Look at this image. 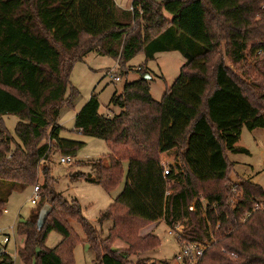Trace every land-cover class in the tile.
I'll return each instance as SVG.
<instances>
[{"label": "trees", "instance_id": "16d2710c", "mask_svg": "<svg viewBox=\"0 0 264 264\" xmlns=\"http://www.w3.org/2000/svg\"><path fill=\"white\" fill-rule=\"evenodd\" d=\"M263 4L132 0V10L126 11L113 0H0V216L15 188L34 186L39 173V196L41 201L49 199L51 208L43 228L37 229L38 215L17 225V234L24 237L17 252L21 264H72L70 250L77 239L67 219L84 231L96 253L94 264H132L131 255L160 245L157 236L137 237L140 228L160 220L172 226L186 218L189 223L177 238L180 245L200 242L207 236V223L217 229L216 242L198 264H264V210L259 207L264 205V191L251 182L236 184L241 196L233 209L226 206L232 170L227 154L238 151L234 145L243 128L264 129V94L255 95V86L244 76L246 56L264 55V22L259 28L252 23ZM251 27L260 30L253 43ZM168 52H178L184 62L159 102L140 79L111 98L117 115H100L93 95L75 117L74 128L83 136L131 152L125 186L99 217L100 225L112 223L100 241L77 201L62 199L53 190L47 165L40 168L49 159L50 144L63 157L83 146L61 139L57 124L61 110L73 108L79 96L70 86L73 67L90 53L116 60L123 70L138 54L147 62ZM138 71L145 75L142 68ZM4 116L18 118L16 140L2 125ZM170 151L178 162L165 176L160 156ZM107 162L93 163L94 179H72L95 182L109 193L124 178V169L122 160L112 155ZM201 195L207 205L204 218L198 219L200 200L195 213L188 207ZM60 213L64 220L56 217ZM51 232L62 242L48 249L45 242ZM116 240L126 249L113 250ZM219 247L234 254L236 262H229ZM0 264L14 262L5 255Z\"/></svg>", "mask_w": 264, "mask_h": 264}, {"label": "rangeland", "instance_id": "374dc122", "mask_svg": "<svg viewBox=\"0 0 264 264\" xmlns=\"http://www.w3.org/2000/svg\"><path fill=\"white\" fill-rule=\"evenodd\" d=\"M114 2L122 10L130 11L131 9L132 0H114ZM261 14H264V4L259 6V12L252 19V23L256 24L257 28L264 22V15ZM165 16L170 19L168 15ZM250 30L253 43L256 41V35L260 30L254 27H251ZM250 45L251 43L248 46ZM183 62V57L178 52L156 54L153 60L147 62L142 54H138L126 65L125 69L121 70L118 68L116 60L97 55L96 53H90L85 56L82 62L76 63L73 67L69 80L70 86L78 91L79 96L74 102L73 108L61 110L57 124L62 128L60 133L61 139L83 143V146L77 149L74 155H70L72 162L61 163L60 159L64 154L55 150V146L50 144L52 148L49 159L46 163L42 162L40 168L47 165L49 176L54 180L53 190L60 194L62 199L67 203H71L73 200L77 201L80 206L81 216L95 228L100 241L106 238L112 223L111 221H106L100 225L98 221L99 217L114 203L125 186L127 158L131 152L124 148H111L104 141L83 136L74 128L75 117L93 95L97 97L99 102L100 115L106 117L117 115L119 109L110 104L111 98L115 94L119 95L126 84L140 79L147 81L151 98L159 102L166 89L170 88L178 78ZM226 62L231 66L228 61ZM139 68H142V71L145 72L143 77H141V72L138 71ZM244 72V76L248 78L247 80L252 82L253 87L255 86L254 94L262 96L264 94V55L262 54L258 58L246 56L244 60ZM113 75H116L119 81H115ZM68 94L69 90L66 96ZM1 121L7 133L16 140L15 128L19 121L18 118L16 116H4ZM234 148L238 151L227 154L228 160L232 164L227 187L232 183L240 184L247 181L258 185L264 191V129L248 131L246 128H243ZM166 154L169 166L167 164L164 165L167 167L172 166L173 168L178 162L176 153L175 151H170ZM110 155L118 160H122L124 169V178L111 192L107 193L95 182H89L80 177L72 179V176L77 175L94 179L97 175V170L93 163L102 160L104 164L108 165L107 160ZM162 155L160 156L161 160ZM42 183L43 175L39 173L38 181L34 186L40 187ZM34 186L24 188L17 186L4 206V210L7 213L2 212L0 216V230L2 234L11 236L10 243L5 246L2 243L3 236L0 235V250L1 247H5V253L11 257L14 264H21L17 257V252L24 243V237L17 234V225L38 215L44 205L49 206V199L46 198L41 201L40 196L36 199V205L30 204ZM206 189L207 191L210 190V188ZM196 200H200L198 219L204 218L202 215L205 214L207 203L202 195L194 199L189 204L188 209L192 213L197 211ZM259 207L264 210V205ZM56 217L64 220L62 213ZM180 222L183 225L184 232L189 223V218H186V221L182 220ZM67 223L73 233V237L77 239L70 250L72 264H94L96 253L86 243L84 231L77 222L71 219H67ZM187 230L189 231L190 229ZM169 231L170 226H167L163 220L140 228L137 232V237L157 236L160 245L154 250L131 255L129 261L132 264L136 262H145V264H179L176 261V257L180 252V244L175 235H169ZM216 231V227L212 228L207 223V236H203V239L196 243H207L208 245L215 243L217 239ZM197 240L199 241L200 238ZM61 242L62 237L55 232H51L47 236L45 247L53 249ZM224 243L226 244L227 242L225 241ZM112 249H126V245L124 242L116 240L112 245ZM217 251L229 262H236L237 258L234 254L220 247Z\"/></svg>", "mask_w": 264, "mask_h": 264}, {"label": "built area", "instance_id": "2783aa9c", "mask_svg": "<svg viewBox=\"0 0 264 264\" xmlns=\"http://www.w3.org/2000/svg\"><path fill=\"white\" fill-rule=\"evenodd\" d=\"M132 8L130 9V11ZM115 81H119V78L116 75H113ZM61 163H70L72 162L70 157H62L60 159ZM162 165V164H161ZM163 168V174L166 176L169 173V167L162 165ZM39 196V187L34 186L33 188V197L30 199L31 205H36V199ZM241 196V193L239 192L237 185L232 183L228 186V194L226 197V206L233 209L235 205L237 204V201L239 197ZM254 209H258V206H255ZM4 213H7L6 210H3ZM182 221V220H181ZM186 221V219L184 220ZM169 235H175L177 238L180 237L183 234V225L180 221L175 222L172 226H170V231L168 232ZM0 235L3 236L2 243L3 245H7L10 243L11 236L10 235H4L2 234L0 230ZM209 245L207 243L205 244H199V243H183L180 245V252L178 256L176 257V261H178L179 264H198L200 259L202 258L204 252L206 251V248ZM9 256L5 253V247H1L0 250V257L3 256ZM10 257V256H9Z\"/></svg>", "mask_w": 264, "mask_h": 264}, {"label": "water", "instance_id": "95a60500", "mask_svg": "<svg viewBox=\"0 0 264 264\" xmlns=\"http://www.w3.org/2000/svg\"><path fill=\"white\" fill-rule=\"evenodd\" d=\"M145 79H147V78H145ZM50 211H51V208H50V206H48V205H44V206L40 209V211H39V213H38L37 223H36V225H37V229H41V228H43V226H44V224H45V221H46V219H47V217H48Z\"/></svg>", "mask_w": 264, "mask_h": 264}, {"label": "crops", "instance_id": "0c3cea01", "mask_svg": "<svg viewBox=\"0 0 264 264\" xmlns=\"http://www.w3.org/2000/svg\"><path fill=\"white\" fill-rule=\"evenodd\" d=\"M114 1V0H113ZM116 4V3H115ZM131 4H132V2H131ZM117 5V4H116ZM131 6V5H130ZM118 8H120L119 6H117ZM167 160H168V157H167V154L165 153V154H163L162 155V160H161V164L163 165V164H167ZM168 166H169V164H167ZM166 166V165H165Z\"/></svg>", "mask_w": 264, "mask_h": 264}]
</instances>
